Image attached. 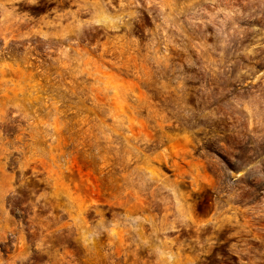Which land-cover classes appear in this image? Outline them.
Wrapping results in <instances>:
<instances>
[{"label":"rangeland","instance_id":"374dc122","mask_svg":"<svg viewBox=\"0 0 264 264\" xmlns=\"http://www.w3.org/2000/svg\"><path fill=\"white\" fill-rule=\"evenodd\" d=\"M0 264H264V0H0Z\"/></svg>","mask_w":264,"mask_h":264}]
</instances>
